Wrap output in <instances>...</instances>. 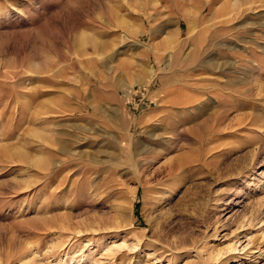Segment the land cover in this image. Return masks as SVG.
<instances>
[{"label":"rangeland","instance_id":"1","mask_svg":"<svg viewBox=\"0 0 264 264\" xmlns=\"http://www.w3.org/2000/svg\"><path fill=\"white\" fill-rule=\"evenodd\" d=\"M0 264H264V0H0Z\"/></svg>","mask_w":264,"mask_h":264},{"label":"bare ground","instance_id":"2","mask_svg":"<svg viewBox=\"0 0 264 264\" xmlns=\"http://www.w3.org/2000/svg\"><path fill=\"white\" fill-rule=\"evenodd\" d=\"M174 167H175V166H174ZM174 167H172V166H168L167 168L172 169V168H174Z\"/></svg>","mask_w":264,"mask_h":264}]
</instances>
